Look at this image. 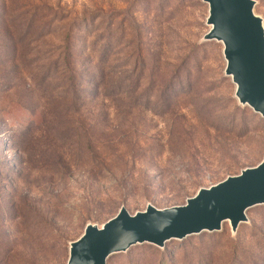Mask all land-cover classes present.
<instances>
[{
    "label": "rangeland",
    "instance_id": "rangeland-1",
    "mask_svg": "<svg viewBox=\"0 0 264 264\" xmlns=\"http://www.w3.org/2000/svg\"><path fill=\"white\" fill-rule=\"evenodd\" d=\"M262 18L264 0H252ZM202 0H0V264H66L86 223L181 205L264 155ZM106 264H264V204Z\"/></svg>",
    "mask_w": 264,
    "mask_h": 264
},
{
    "label": "water",
    "instance_id": "water-1",
    "mask_svg": "<svg viewBox=\"0 0 264 264\" xmlns=\"http://www.w3.org/2000/svg\"><path fill=\"white\" fill-rule=\"evenodd\" d=\"M202 1L209 25L202 39L222 45L223 71L235 85L233 96L264 117V26L253 1ZM260 204H264V155L255 167L198 188L181 205L157 209L147 204L133 214L122 206L100 227L86 223L78 239L68 244L66 264H106L110 254L139 243L161 248L170 239L220 231L225 222L236 232L247 221V209Z\"/></svg>",
    "mask_w": 264,
    "mask_h": 264
},
{
    "label": "bare ground",
    "instance_id": "bare-ground-1",
    "mask_svg": "<svg viewBox=\"0 0 264 264\" xmlns=\"http://www.w3.org/2000/svg\"><path fill=\"white\" fill-rule=\"evenodd\" d=\"M223 48V47H222Z\"/></svg>",
    "mask_w": 264,
    "mask_h": 264
}]
</instances>
